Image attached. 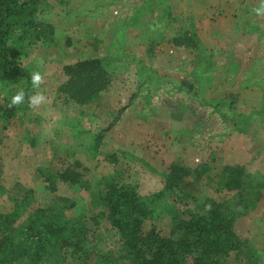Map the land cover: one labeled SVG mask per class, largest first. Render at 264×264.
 I'll list each match as a JSON object with an SVG mask.
<instances>
[{"label":"rangeland","instance_id":"obj_1","mask_svg":"<svg viewBox=\"0 0 264 264\" xmlns=\"http://www.w3.org/2000/svg\"><path fill=\"white\" fill-rule=\"evenodd\" d=\"M259 6L260 0H72L66 7L55 5L44 16L55 27V43L27 47L20 58L31 73H41L33 95L42 93L45 102L18 111L0 132V213L12 211L13 198L29 190L31 201L17 222L59 196L70 201L68 218H88L99 210L95 179L111 169L97 166L113 152L142 195L163 187L173 162L189 170L206 163L209 176L194 182L192 193L217 200L230 196L219 190L224 165L240 164L264 175V15L254 12ZM233 17H238L236 28ZM243 17L251 29L246 34ZM186 23L200 40L194 51L178 50L170 41ZM87 57L104 59L112 82L82 110L65 103L57 87L65 79L62 67ZM184 82L190 91L179 88ZM8 90L0 85V96L11 97ZM102 129L104 143L94 155L86 149V133ZM74 160L86 169L89 190L59 182L54 193L47 190L45 173ZM176 204L181 208L183 202ZM172 205L171 198L160 204L143 231L154 226L167 233ZM234 230L264 264V193L236 220ZM117 246L114 231L101 220L82 253L67 250L59 264H103V259H115ZM228 262L245 261L231 255Z\"/></svg>","mask_w":264,"mask_h":264},{"label":"trees","instance_id":"obj_2","mask_svg":"<svg viewBox=\"0 0 264 264\" xmlns=\"http://www.w3.org/2000/svg\"><path fill=\"white\" fill-rule=\"evenodd\" d=\"M71 1L0 0V85L8 87L11 96L21 90L25 92L24 103L12 107H9L11 97L0 96V132L18 111L29 108L28 97L34 93L31 72L21 64L20 58L26 54L27 47L55 43V27L44 16L55 5L66 7ZM170 41L178 50L189 51H194L200 42L195 29L187 23L181 25ZM62 70L65 79L57 87V93L65 103L82 110L99 100L112 82L108 63L99 57L67 63ZM189 87V83L184 82L179 88L190 91ZM105 132L106 129H102L93 135L87 131L90 142L87 140L86 149L96 155L104 143ZM29 141L35 143L32 137ZM100 164L97 168L110 166L111 169L95 179L93 190L99 210L91 212L88 218H68L65 211L71 208L70 201L59 196L53 205L35 207L26 219L17 222L32 194L23 190L20 197L15 196L13 210L0 213V264H59V258L67 250H71V254L82 253L88 234L101 220L114 231L118 244L115 259H103V264H119V261L231 264L228 262L231 255L240 262L244 259V264L260 263L255 248L236 234L234 226L237 219L261 200L264 175L249 173L240 164L224 165L219 175L222 180L219 190L230 196L217 200L192 193L194 182L209 176L206 163L189 170L180 162H173L164 174L163 187L142 195L128 181L127 170L120 167L117 154L109 153ZM83 169L84 166L74 160L72 165L48 171L43 177L45 188L54 193L59 182L78 190H89L90 183L84 179ZM169 198L173 205L168 232L162 234L154 226L144 232V221ZM177 200L183 202L181 208ZM85 255L83 260L88 259Z\"/></svg>","mask_w":264,"mask_h":264},{"label":"clouds","instance_id":"obj_3","mask_svg":"<svg viewBox=\"0 0 264 264\" xmlns=\"http://www.w3.org/2000/svg\"><path fill=\"white\" fill-rule=\"evenodd\" d=\"M257 16L264 15V0H260V6L254 9ZM42 82V75L39 71L31 73V84L33 88H38ZM45 96L42 93H36L28 97V106L35 109L37 106L45 102ZM25 101V92L18 91L11 96L9 107L20 105Z\"/></svg>","mask_w":264,"mask_h":264},{"label":"crops","instance_id":"obj_4","mask_svg":"<svg viewBox=\"0 0 264 264\" xmlns=\"http://www.w3.org/2000/svg\"><path fill=\"white\" fill-rule=\"evenodd\" d=\"M237 12H242V9L240 10V9H238V11ZM240 14V13H239ZM232 16V15H231ZM249 18V17H248ZM238 19V17H233L232 18V20L235 22V23H233L232 24V26L234 25L235 26V28H236V20ZM246 21H248L247 19H245V17H243V34H246L247 32H249L251 29L248 27V25L246 24ZM242 23V22H241ZM246 28V31L244 30ZM252 99L251 98H249V101H251ZM258 153H259V151H257V148L256 149H253L252 150V155H258Z\"/></svg>","mask_w":264,"mask_h":264}]
</instances>
